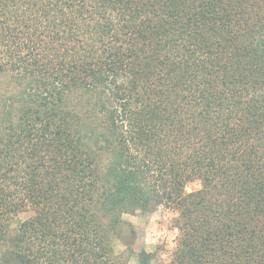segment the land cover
Returning a JSON list of instances; mask_svg holds the SVG:
<instances>
[{
  "label": "trees",
  "instance_id": "obj_1",
  "mask_svg": "<svg viewBox=\"0 0 264 264\" xmlns=\"http://www.w3.org/2000/svg\"><path fill=\"white\" fill-rule=\"evenodd\" d=\"M161 209L167 264H264V0H0V264H129Z\"/></svg>",
  "mask_w": 264,
  "mask_h": 264
},
{
  "label": "rangeland",
  "instance_id": "obj_2",
  "mask_svg": "<svg viewBox=\"0 0 264 264\" xmlns=\"http://www.w3.org/2000/svg\"><path fill=\"white\" fill-rule=\"evenodd\" d=\"M201 185L194 182L188 185V192L199 190ZM172 213L161 209L155 213L125 215L124 220L133 228L134 236L130 247L135 255L129 264H136L137 255L142 251L156 253L162 263H170L177 245L178 231L173 226ZM125 243L118 244L120 251H125Z\"/></svg>",
  "mask_w": 264,
  "mask_h": 264
}]
</instances>
